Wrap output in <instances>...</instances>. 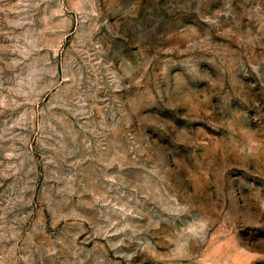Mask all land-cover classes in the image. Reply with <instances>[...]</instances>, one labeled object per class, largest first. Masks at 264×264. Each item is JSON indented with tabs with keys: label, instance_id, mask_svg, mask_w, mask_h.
Here are the masks:
<instances>
[{
	"label": "rangeland",
	"instance_id": "374dc122",
	"mask_svg": "<svg viewBox=\"0 0 264 264\" xmlns=\"http://www.w3.org/2000/svg\"><path fill=\"white\" fill-rule=\"evenodd\" d=\"M0 264H264V0H0Z\"/></svg>",
	"mask_w": 264,
	"mask_h": 264
}]
</instances>
